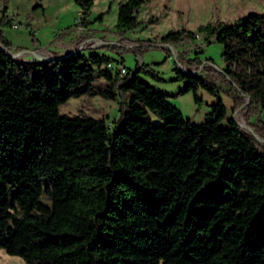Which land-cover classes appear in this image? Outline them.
I'll return each mask as SVG.
<instances>
[{
    "label": "trees",
    "instance_id": "trees-1",
    "mask_svg": "<svg viewBox=\"0 0 264 264\" xmlns=\"http://www.w3.org/2000/svg\"><path fill=\"white\" fill-rule=\"evenodd\" d=\"M74 1L87 23L93 0ZM148 1L121 2L117 29L136 27ZM197 35L219 42L224 62L177 54L179 91L197 103L199 87L216 95L200 123L140 76L157 77L144 63L82 49L19 60L0 48V248L24 264H264V146L219 94L226 85L231 110L245 105L264 138V122L249 120L264 106V10L169 29L158 43ZM0 43L10 48L1 28ZM81 94H120L119 117L59 112Z\"/></svg>",
    "mask_w": 264,
    "mask_h": 264
},
{
    "label": "rangeland",
    "instance_id": "rangeland-1",
    "mask_svg": "<svg viewBox=\"0 0 264 264\" xmlns=\"http://www.w3.org/2000/svg\"><path fill=\"white\" fill-rule=\"evenodd\" d=\"M123 1L93 0L87 15L88 22L82 24L78 23L81 9L74 0H0V18H12L11 25L2 23L0 28L10 42L11 52L16 53L21 49L29 51L23 56L24 59L32 58L30 51L34 50H43L41 57H45L50 56L49 53L55 55L62 51L65 54L74 49H82L85 53L98 52L118 60L123 59V65L127 68L133 69L144 63L143 69L151 68L157 77L146 71H141L140 76L156 89L167 92L168 100L185 118L194 123L202 122L211 110L210 104L215 101L216 95L199 87L197 95L201 100L197 103L191 90L180 92L185 81L175 78L173 66L177 54L182 53L187 58L198 56L202 61L209 58L212 67L220 70L224 65L222 46L217 41L204 45L201 35H197L195 41L184 39L178 43L159 44L160 36L169 29L195 30L207 22L232 21L247 11H262L264 0H150L139 8L138 25L130 30L119 31L115 24L119 4ZM93 38L101 39L104 43L89 41ZM133 47L139 48L135 52ZM202 67L200 64L189 69L199 70ZM227 89L223 85L219 90L227 105L226 116L247 125L245 105L232 111ZM121 98L120 94L115 99L86 94L71 96L60 104L59 112L103 117L111 126L120 115ZM245 100L248 98L245 97ZM153 119L159 120L156 115ZM257 119L264 122V106L249 118L251 122ZM0 264H24V261L0 248Z\"/></svg>",
    "mask_w": 264,
    "mask_h": 264
},
{
    "label": "water",
    "instance_id": "water-1",
    "mask_svg": "<svg viewBox=\"0 0 264 264\" xmlns=\"http://www.w3.org/2000/svg\"><path fill=\"white\" fill-rule=\"evenodd\" d=\"M0 48L6 52L9 56L15 58V59H19L16 57L15 53L11 52L9 49H7L6 47H4L1 43H0ZM77 50V49H75ZM33 52V51H32ZM53 57H49V56H45V57H41V58H38V57H32V58H29V59H19V60H46V59H51ZM179 67L182 69V70H188V71H195V70H191V69H188V68H183V65H179ZM238 123V122H237ZM240 126H245V128L252 132L253 135L259 140V141H263L264 138L263 137H258V135L256 134V132L254 131V129L251 127V126H248V125H242L240 123H238Z\"/></svg>",
    "mask_w": 264,
    "mask_h": 264
},
{
    "label": "built area",
    "instance_id": "built-area-1",
    "mask_svg": "<svg viewBox=\"0 0 264 264\" xmlns=\"http://www.w3.org/2000/svg\"><path fill=\"white\" fill-rule=\"evenodd\" d=\"M91 40H94V42L95 43H104V41H102L101 39H98V38H93V39H89V41H91ZM23 51H26V50H23V49H21V50H19V51H17L16 53H15V55H16V57L17 58H19V59H24V53H23ZM37 50H34L33 52H36ZM31 52L32 51H30V54H31ZM23 54V55H18V54ZM50 54V56L49 57H53L54 56V54H52V53H49ZM32 55V54H31ZM109 66H110V64H108ZM119 70H120V72L121 73H124L125 72V67L124 66H120L119 67ZM258 137H260V136H258ZM262 144H263V146H264V140L263 141H260Z\"/></svg>",
    "mask_w": 264,
    "mask_h": 264
},
{
    "label": "crops",
    "instance_id": "crops-1",
    "mask_svg": "<svg viewBox=\"0 0 264 264\" xmlns=\"http://www.w3.org/2000/svg\"><path fill=\"white\" fill-rule=\"evenodd\" d=\"M41 51H43V50H37L36 52H31V54H32L33 57H38V58H40V57L42 56V55H41V54H42ZM23 53H24V54H27V53H29V51H23ZM55 53H56V52H55ZM57 54H58V53H57ZM60 54H62V51L59 52V55H60Z\"/></svg>",
    "mask_w": 264,
    "mask_h": 264
}]
</instances>
